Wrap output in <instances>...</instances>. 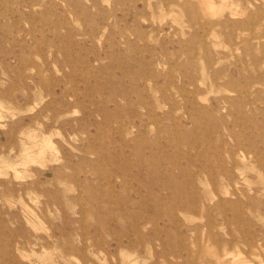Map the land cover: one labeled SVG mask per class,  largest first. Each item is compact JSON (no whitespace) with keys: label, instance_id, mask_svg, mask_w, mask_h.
<instances>
[{"label":"rangeland","instance_id":"rangeland-1","mask_svg":"<svg viewBox=\"0 0 264 264\" xmlns=\"http://www.w3.org/2000/svg\"><path fill=\"white\" fill-rule=\"evenodd\" d=\"M210 2L0 0V264H264V0Z\"/></svg>","mask_w":264,"mask_h":264},{"label":"bare ground","instance_id":"bare-ground-1","mask_svg":"<svg viewBox=\"0 0 264 264\" xmlns=\"http://www.w3.org/2000/svg\"><path fill=\"white\" fill-rule=\"evenodd\" d=\"M201 1V0H200ZM205 3H207L208 7L210 8L211 11L215 10L214 5L212 4V2H210V0H203ZM220 6V5H219ZM221 7V6H220ZM222 8V7H221ZM223 9V8H222ZM227 9V8H226ZM230 14H233V12L229 11ZM241 16V15H239ZM195 95V94H194ZM196 99V98H195ZM3 127V126H2ZM30 139H32L33 141V147L36 148V152H33L32 150L29 151L30 149H25V153H24V160L28 161V162H35L37 160H43L44 156L46 154V152L52 148V142L49 138L46 137H42L39 141V143L37 142V140H35V137L32 135L28 136ZM244 156V155H243ZM11 166V165H10ZM253 167V166H252ZM17 172V171H16ZM20 174V173H19ZM24 178V177H23ZM22 179V178H21ZM235 184V183H234ZM237 186V185H235ZM84 192V191H83ZM75 194V193H74ZM65 200V199H64ZM67 200V199H66ZM63 202V201H62ZM26 207V206H25ZM30 209V208H29ZM32 210V209H30ZM48 210V209H47ZM55 244V243H54ZM228 256V255H227ZM224 257V256H223ZM261 259V258H260ZM221 260V259H220ZM262 260V259H261ZM221 262V261H220ZM218 263V262H217ZM253 263V262H251ZM250 264V263H249Z\"/></svg>","mask_w":264,"mask_h":264}]
</instances>
